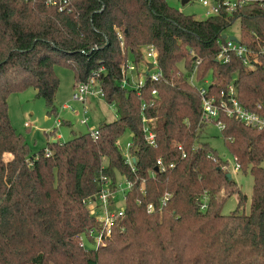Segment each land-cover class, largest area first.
<instances>
[{
  "label": "trees",
  "instance_id": "1",
  "mask_svg": "<svg viewBox=\"0 0 264 264\" xmlns=\"http://www.w3.org/2000/svg\"><path fill=\"white\" fill-rule=\"evenodd\" d=\"M243 14L195 20L166 0H75L71 12L44 0H0V264H264V131L220 118L228 151L254 180L250 213L242 214L247 197L233 176L229 181L230 171L223 169L229 164L199 142L206 125H200L201 98L190 83L197 67L200 82L212 76L211 93L220 96L233 85L238 101L250 111L262 105L264 116V9L252 6ZM228 31L253 51L252 66L234 54L228 63L218 61ZM150 46L162 76L145 81L138 95L121 85L122 67L139 66ZM57 64L73 70L76 85L98 73L105 101L119 118L100 125L97 138L88 132L58 139L33 158L27 139L11 124L8 100L33 88L54 113ZM143 103L154 121L155 147L145 139ZM126 133L132 135V166L119 145ZM159 159L165 171H156ZM102 176L113 189L117 176L133 188L113 235L87 250L82 236L93 242L89 232L102 226L89 206ZM234 194L238 208L223 215Z\"/></svg>",
  "mask_w": 264,
  "mask_h": 264
},
{
  "label": "built area",
  "instance_id": "2",
  "mask_svg": "<svg viewBox=\"0 0 264 264\" xmlns=\"http://www.w3.org/2000/svg\"><path fill=\"white\" fill-rule=\"evenodd\" d=\"M75 0H44L46 6L56 8L60 12H71L73 9V3ZM182 1V0H181ZM193 2V0H189L188 3ZM203 7L205 8L206 18L217 17V16H229L236 18H244L247 17V14H243L239 16L243 10L249 7H259L264 9V0H202L201 1ZM229 36H234L238 39V41L229 40L227 38L226 44L222 46L221 52L218 56V61L223 63H228L230 61L231 54H234L238 57L246 66H252L250 62V57L253 55V51L250 50L247 46L243 45L240 41V38L236 34H226ZM119 40L122 42L123 37L122 34L119 33ZM261 53L264 55V43L261 46ZM145 58L139 66L135 63H129L122 67V83L123 87H127L129 89L137 90L138 95L141 93V89H143L145 81L150 80L154 83L159 82L162 76V72L158 66V53L153 46L147 47L145 51ZM152 64L153 68L150 69L149 65ZM199 64V62H198ZM99 77L98 73H94L90 80L87 83L78 84L75 87V93L73 98L77 101H81L84 106L87 103L89 97L95 98H103L105 99V94L98 83L97 78ZM197 82H200L197 78V67L195 68L192 76L190 77V83L193 87L197 89L201 98V106L202 113L200 118V125H207L209 123L216 124L220 130L225 129V124L220 120L221 116L225 115L228 118L236 119L240 123H243L245 126L257 130L264 131V116L260 113L263 110L262 105L257 106L256 111H250L245 108L237 99L236 91L234 86L231 85L227 92L222 93L220 96H216L210 92L209 87L205 86H197ZM206 83V80L203 81ZM155 97H157V92L154 91L152 93ZM155 104V100L151 105ZM147 103L142 104V123H143V131L145 135L146 142L155 147L157 134L155 132V126L153 119H148L144 112L147 109ZM87 113L85 109V114ZM83 125H89V119L86 117L81 121ZM91 134L94 138H97L99 135V131H91ZM131 147V144L128 146V150ZM178 150L182 152V158L186 157L184 153L182 145L178 146ZM47 156H50L51 151L47 150ZM127 159V163L132 166V159L128 154H124ZM235 161V160H234ZM175 167V165H170V168ZM159 171H165L166 167L162 161L159 159L157 161V167ZM223 169L229 170V167H224ZM234 173L240 172V166L235 161V166L233 168ZM101 190L96 200L90 201L89 206L92 209L97 206L103 208L105 218L103 220L97 219L99 223L102 225L101 229L91 230L89 232L90 236L94 239L95 247H99L101 245L106 244L107 238H110L113 235V231L117 225V223L123 219L125 216V203L127 200V193L132 190L133 183L125 181L126 188H124L121 193L122 195V204L119 205V188L118 186L113 189L111 180L106 177H101ZM167 195L162 203L165 206L168 201ZM203 203L201 204V210L205 211L208 207L207 199H203ZM148 213H152L154 211V206L150 204L147 208Z\"/></svg>",
  "mask_w": 264,
  "mask_h": 264
},
{
  "label": "rangeland",
  "instance_id": "3",
  "mask_svg": "<svg viewBox=\"0 0 264 264\" xmlns=\"http://www.w3.org/2000/svg\"><path fill=\"white\" fill-rule=\"evenodd\" d=\"M201 1L193 0V2L183 6L181 0H166L171 8L182 12L184 15L193 17L195 20H205V8ZM230 33L232 32L228 31V34ZM234 33L237 35L236 31ZM145 60L147 61L148 59L145 58ZM179 69L184 74L187 73L184 63L179 64ZM54 72L60 81L59 90L55 98L56 111L54 113H49L45 101L37 96V91L33 88L11 94L8 100L11 124L18 134L23 135L27 139L33 158L36 157L40 150L48 147V142L56 140L59 136L62 142H67L74 137L97 131L102 122H113L119 118L115 106L107 103L103 98L91 99L89 97L85 106L81 101L73 98L76 82L71 68L57 64L54 67ZM205 80L206 83L197 82L196 85L210 87L212 76L209 75ZM85 109L87 111L86 114ZM85 115L89 119V125L81 123ZM26 123H29L30 126L27 127ZM131 137L130 133H126L119 141L120 148L125 155L129 152L128 146L131 144ZM199 142L208 143L229 164V171L235 183L243 195L247 197L246 202L241 207V213L249 214L254 185L253 177L249 172H233L235 166L234 157L226 147L220 128L213 123L207 124L201 131ZM117 183L119 205H121L123 195L121 191L126 188V184L121 176H117ZM239 201L240 198L236 194L229 197L223 206V215H230L236 211ZM98 206L99 204L91 209V215L103 220L105 218L103 208ZM82 243L85 249L95 250L94 242L87 235L82 236Z\"/></svg>",
  "mask_w": 264,
  "mask_h": 264
},
{
  "label": "water",
  "instance_id": "4",
  "mask_svg": "<svg viewBox=\"0 0 264 264\" xmlns=\"http://www.w3.org/2000/svg\"><path fill=\"white\" fill-rule=\"evenodd\" d=\"M188 2H189V0H182V5L184 6V5H187L188 4ZM227 38H229V40H233V41H238V39L236 38V37H234V36H227V35H224L223 36V39L224 40H226ZM149 68L150 69H152L153 68V65L152 64H150L149 65ZM135 161V160H134ZM156 171H159V169L158 168H156ZM227 177H228V179H229V181H232V174L231 173H228L227 174Z\"/></svg>",
  "mask_w": 264,
  "mask_h": 264
},
{
  "label": "crops",
  "instance_id": "5",
  "mask_svg": "<svg viewBox=\"0 0 264 264\" xmlns=\"http://www.w3.org/2000/svg\"><path fill=\"white\" fill-rule=\"evenodd\" d=\"M91 99L92 98H95V97H90ZM98 99V98H97ZM103 123H110V122H102V123H100V125H102ZM26 126L27 127H29L30 126V124L29 123H26ZM60 140L61 139V137L59 136L56 140ZM56 140H53V141H56ZM52 141V142H53ZM60 141H62V140H60ZM48 144H49V142H48ZM48 146V145H47ZM44 149H46V148H44ZM43 150V149H42ZM6 158H7V160H11V158H12V155H10V154H7L6 156H5Z\"/></svg>",
  "mask_w": 264,
  "mask_h": 264
}]
</instances>
